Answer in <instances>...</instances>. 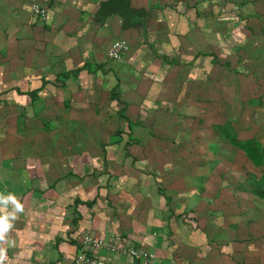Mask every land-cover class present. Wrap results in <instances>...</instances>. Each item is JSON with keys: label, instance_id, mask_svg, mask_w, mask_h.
<instances>
[{"label": "rangeland", "instance_id": "374dc122", "mask_svg": "<svg viewBox=\"0 0 264 264\" xmlns=\"http://www.w3.org/2000/svg\"><path fill=\"white\" fill-rule=\"evenodd\" d=\"M130 2L146 10L147 37L154 46L153 48L150 44H146L147 42L143 43V40L137 39L138 52L142 54L140 47L146 45L144 50L152 57L156 52L161 58L164 55L172 56L176 59L172 61L173 63H181L182 67L188 66L183 76H190L192 89L196 88L200 94L198 99L196 98L197 105H194L195 107L200 105L197 112L186 114L183 118H180L181 114H177L173 109L170 111L172 115L161 114L163 118L157 113H149L145 110L142 112L141 109V112L136 110L134 113H127L128 106L124 102L113 103L115 97L109 99L105 94L99 97V107L88 106L83 102V96L78 100L77 96L70 95L65 88L67 82L61 77L56 80L55 76L52 81L54 86L50 87L49 93L43 99L28 100L25 107L16 105L11 93L14 85L16 88L32 92L30 85L34 91L35 82H39V78L43 77L45 72L47 74L50 69L57 71V66L62 69L63 64L58 65L57 61L55 64L47 63L49 70L45 71L41 58L44 61L47 56L46 51L50 49L36 47L34 34H30V31L25 33L23 30L15 31L19 30L15 28H18L19 24L28 27L43 25L30 14L33 3L47 8L49 14L53 13L57 16L60 14L57 8L63 6L74 8V4H77V8H81L83 2L81 0H52L50 3L49 0H0V6L3 4L6 7L4 11L1 10L3 13H0L2 20L0 21V73H2L0 89L4 83L7 88L12 86L11 89H6L8 93L0 98V191L15 193L25 209L18 214L5 239L0 240V250L6 255L3 264H55L64 260L59 251L61 237L48 241L34 239L33 216H40L45 209L50 210L53 201L47 200L49 191L56 188L59 177H64L63 175L67 173V176L76 174L78 169L73 167L74 161L86 150L92 155L94 153L92 144L95 140L107 136L104 140L108 141L111 137L129 135L127 124L131 117L137 122L146 124V131L150 128L152 134L155 133L166 140L163 152L167 151L169 155L175 157L180 153H188L196 157L192 168H199L201 165L207 168L206 164L209 162L200 159L203 157L202 153L213 151V154L218 156L213 145H222L220 148L223 147L225 153L228 152L229 161L225 162L223 167L217 166L215 169L217 174L222 170L225 175L224 182L228 189L225 204L229 206L246 204L245 210L252 213L255 212L252 211L253 205L264 204V199L259 198L255 190V187L259 186L263 187L264 191V0H131ZM14 8L16 15L4 14L6 11H15ZM189 12L192 16L188 17ZM181 25L184 29L180 27ZM172 26L176 27L174 31ZM13 30L17 37H22L24 40L19 41L14 38L17 40L15 43ZM174 36L178 38V44H173V41L168 43L167 37L170 39ZM161 45L166 48H161ZM140 56L139 58L142 59L143 57ZM155 62L160 64L158 61ZM108 63L114 66L115 62ZM3 65L5 71L2 69ZM154 69L155 75L150 73L152 80L146 83L145 87L152 84L155 89L158 88L156 72L159 68L157 66ZM60 73L67 74L66 67ZM182 82L185 83L186 80ZM155 91L151 90L146 94L147 99L151 100L150 103L147 102L146 108L153 106L152 101L155 100L153 98L159 97L153 95ZM115 92L118 94L117 90ZM84 95L86 96V93ZM185 99L182 98L183 103ZM80 102L81 105L78 104ZM143 118H145L144 122ZM144 131L142 130V135H146ZM135 135L136 133H132V136ZM83 139L94 141L91 145L84 146ZM229 139L260 144L262 165L255 166L253 160L248 157L247 151L232 146ZM211 141L214 144H211ZM120 150L125 151L121 146ZM205 158H209V155L206 154ZM172 163L173 161L169 162V167ZM216 164H211V169ZM176 168H179L178 164ZM217 178L218 176L214 175L213 181ZM33 180L38 181L36 192L28 187L29 182ZM20 186L26 190L21 191ZM30 195L34 204H25L29 202ZM168 195L170 196L169 193ZM109 208L111 206H108ZM124 208L122 206V209ZM99 209L102 212L105 206ZM109 211L110 215L104 221L112 224L113 217L117 216V208L114 215L111 214L112 210ZM252 216L259 217L257 213L247 217ZM79 218L77 214L73 215L69 219L70 224ZM59 227L61 231L62 226ZM263 231V226H257L255 233L263 236ZM173 234L171 231L172 239L175 238ZM226 237L227 241L223 244L233 245V240L228 238L233 237V233L230 232ZM167 241L171 243L170 240ZM173 248L174 246L171 249ZM262 250L264 251V247ZM246 264H264V260L260 263L246 260Z\"/></svg>", "mask_w": 264, "mask_h": 264}, {"label": "crops", "instance_id": "0c3cea01", "mask_svg": "<svg viewBox=\"0 0 264 264\" xmlns=\"http://www.w3.org/2000/svg\"><path fill=\"white\" fill-rule=\"evenodd\" d=\"M81 1V8H77V4H74V8H57L60 13L57 16L49 14L46 8V20L33 14L31 8L36 3L31 5V16L43 25L28 27L19 24L18 28L14 27L19 30L15 31H30V34H34L36 47L50 49L46 51V59L43 61L41 58L45 71L49 70L47 63L55 64L57 61L58 65L63 66L62 69L57 66V71L50 69L47 74L45 72L39 82H35L34 91L30 85L32 92L16 88L15 85L14 88L11 86L12 89L7 88L4 83L0 89V98L8 93L6 89H11L14 103L25 107L28 100L37 101L49 93L50 87L54 86L52 81L55 76L56 80L61 77L67 82L65 88L70 95L77 96L78 100L83 96L82 100L84 99L83 102L88 106L99 107V97L105 94L109 99L115 97L113 103L124 102L128 106L127 113L145 110L159 115H172L170 111L173 109L183 118L186 114L197 112L200 105L195 106L200 94L196 88L192 89L190 76H183L188 66L182 67L181 63H173L175 58L172 56L164 55L161 58L155 52L152 57L144 50L146 45L140 47L142 54L138 52L137 39L154 48L147 37L146 10L132 5L131 0H125L130 7L128 18L118 11H111L104 17L101 12L108 0ZM50 2L52 0H49ZM5 8L2 4L0 13H3L1 10L4 11ZM14 9L15 11H6L4 14L16 15V8ZM53 11L56 14L54 9ZM189 16H192L191 12ZM180 27L184 29L183 25ZM175 28L174 26L172 31ZM13 33V39L24 40L17 37L14 30ZM177 39L175 36L170 39L167 37L168 43L173 41V44H178ZM117 40L125 41L128 50L120 60L112 61L107 53L111 44ZM163 47L164 45H161V48ZM139 56L143 58L140 59ZM109 61L115 62L114 66L108 63ZM157 66L162 70L156 72L158 88L155 89L152 84L145 87V84L152 80L150 73L155 75L154 67ZM3 67L4 65L2 69L5 71ZM64 67L68 73L62 75L60 72L64 71ZM183 80H186L187 85H184ZM151 90H156L153 95L159 97L153 98V106L146 108L147 102L151 101L147 99L146 94ZM182 98H186L184 103ZM78 104L81 105L82 102ZM128 120L127 137H111L108 141L104 140L107 136L102 139L100 137L97 141L83 139L84 146L91 145L94 141V153L90 155L86 150L80 158H76L73 164V167L78 169L76 174L67 176V173L63 175L65 178L59 177L58 185L47 195V200L53 201L50 210L45 209L40 216H33L32 229L35 231L36 241H48L55 237L62 239L59 251L64 260L55 264H70L82 250L81 240L87 234L107 240L126 241L138 248H149L148 250L151 249L157 256L156 264H246V260L262 262L264 231L263 236L255 232L257 226L264 228V204L253 205V213L245 210L246 204H225L228 198L225 175L222 170L217 174L215 169L217 166L223 167L225 162L229 161L228 152L225 153L226 150L220 148L222 145H215L211 141L218 156H215L213 151H206L200 159L209 162L206 164L207 168L205 165L192 168L196 157L188 153H180L175 157L167 151L163 152L165 139L152 134L150 128L146 131V124L137 122L132 117ZM144 120L145 118L143 122ZM142 130L146 131V135H142ZM132 133L136 135L132 136ZM231 145L234 146L232 143ZM120 146L125 151H121ZM206 154L209 158H205ZM170 161L173 163L169 167ZM213 163L217 164L211 169ZM177 164L179 168H176ZM214 175L218 176L215 181ZM37 185L38 181L33 180L29 182L28 187L36 192ZM19 189L26 190L23 186ZM31 195L29 202L25 204H34ZM103 206L105 209L101 212L99 207ZM108 206L111 208L108 209ZM122 206L125 208L122 209ZM113 207L117 208V216H114V222L109 224L104 219L110 215L109 210H112L111 214L114 215ZM256 213L259 217H247ZM75 214L80 218L70 224L69 219ZM171 231L174 233V239L170 236ZM230 232L233 237L228 238L234 243L227 246L223 243L227 241L226 235L229 236ZM99 255L106 259L111 257L104 252ZM122 264L129 263L123 260Z\"/></svg>", "mask_w": 264, "mask_h": 264}, {"label": "built area", "instance_id": "2783aa9c", "mask_svg": "<svg viewBox=\"0 0 264 264\" xmlns=\"http://www.w3.org/2000/svg\"><path fill=\"white\" fill-rule=\"evenodd\" d=\"M33 14L46 20L47 9L34 4ZM128 50V44L123 40L113 42L108 50L107 56L112 61L120 60ZM82 250L78 253L70 264H122L123 260L129 264H156L157 256L150 250L143 247H134L129 242L107 240L99 236L85 235L81 240ZM104 252L111 256L106 259L99 255Z\"/></svg>", "mask_w": 264, "mask_h": 264}, {"label": "clouds", "instance_id": "9594fccd", "mask_svg": "<svg viewBox=\"0 0 264 264\" xmlns=\"http://www.w3.org/2000/svg\"><path fill=\"white\" fill-rule=\"evenodd\" d=\"M24 210V204L15 193L0 191V240L5 239L18 214ZM5 258L4 251L0 250V264H3Z\"/></svg>", "mask_w": 264, "mask_h": 264}, {"label": "trees", "instance_id": "16d2710c", "mask_svg": "<svg viewBox=\"0 0 264 264\" xmlns=\"http://www.w3.org/2000/svg\"><path fill=\"white\" fill-rule=\"evenodd\" d=\"M231 143L235 147H240L247 151L248 157L253 160L255 163V166H261L262 165V157L260 154V144L255 145L254 142L246 141L244 143L237 141L236 139H232ZM256 194L258 196L264 197V191L263 188H260L259 186L255 187Z\"/></svg>", "mask_w": 264, "mask_h": 264}, {"label": "water", "instance_id": "95a60500", "mask_svg": "<svg viewBox=\"0 0 264 264\" xmlns=\"http://www.w3.org/2000/svg\"><path fill=\"white\" fill-rule=\"evenodd\" d=\"M111 11H118L119 13L126 15L128 18L130 12L129 3L125 0H108V2L104 5L101 14L106 17L111 13Z\"/></svg>", "mask_w": 264, "mask_h": 264}]
</instances>
